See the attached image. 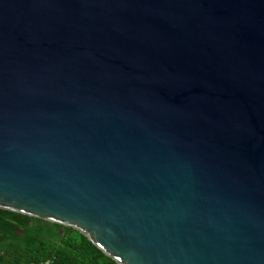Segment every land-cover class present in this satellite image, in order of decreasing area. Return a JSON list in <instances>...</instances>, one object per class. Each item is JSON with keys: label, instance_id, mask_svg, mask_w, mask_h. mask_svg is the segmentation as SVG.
I'll use <instances>...</instances> for the list:
<instances>
[{"label": "water", "instance_id": "95a60500", "mask_svg": "<svg viewBox=\"0 0 264 264\" xmlns=\"http://www.w3.org/2000/svg\"><path fill=\"white\" fill-rule=\"evenodd\" d=\"M0 209L264 264V0H0Z\"/></svg>", "mask_w": 264, "mask_h": 264}, {"label": "trees", "instance_id": "16d2710c", "mask_svg": "<svg viewBox=\"0 0 264 264\" xmlns=\"http://www.w3.org/2000/svg\"><path fill=\"white\" fill-rule=\"evenodd\" d=\"M116 264L76 231L0 209V264Z\"/></svg>", "mask_w": 264, "mask_h": 264}, {"label": "built area", "instance_id": "2783aa9c", "mask_svg": "<svg viewBox=\"0 0 264 264\" xmlns=\"http://www.w3.org/2000/svg\"><path fill=\"white\" fill-rule=\"evenodd\" d=\"M45 264H51L50 262H48V261H46V263Z\"/></svg>", "mask_w": 264, "mask_h": 264}]
</instances>
